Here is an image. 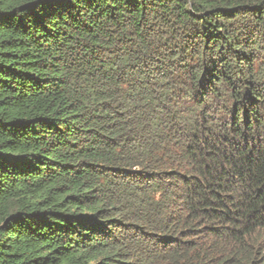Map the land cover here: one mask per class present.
<instances>
[{
	"label": "trees",
	"instance_id": "trees-1",
	"mask_svg": "<svg viewBox=\"0 0 264 264\" xmlns=\"http://www.w3.org/2000/svg\"><path fill=\"white\" fill-rule=\"evenodd\" d=\"M0 264H264V0H0Z\"/></svg>",
	"mask_w": 264,
	"mask_h": 264
}]
</instances>
